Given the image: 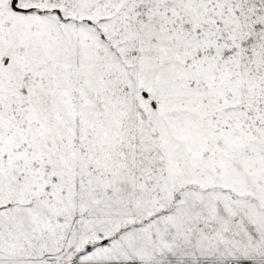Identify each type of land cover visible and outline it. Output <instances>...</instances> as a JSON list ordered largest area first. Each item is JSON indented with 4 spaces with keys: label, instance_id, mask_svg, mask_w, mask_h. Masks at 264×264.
<instances>
[{
    "label": "snow or ice",
    "instance_id": "6c2138e0",
    "mask_svg": "<svg viewBox=\"0 0 264 264\" xmlns=\"http://www.w3.org/2000/svg\"><path fill=\"white\" fill-rule=\"evenodd\" d=\"M0 264H264V0H0Z\"/></svg>",
    "mask_w": 264,
    "mask_h": 264
}]
</instances>
